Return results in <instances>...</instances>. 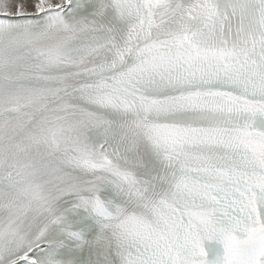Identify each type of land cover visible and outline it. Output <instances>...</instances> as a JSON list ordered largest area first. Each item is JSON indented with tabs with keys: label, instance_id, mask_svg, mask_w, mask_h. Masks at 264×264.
<instances>
[{
	"label": "snow or ice",
	"instance_id": "6c2138e0",
	"mask_svg": "<svg viewBox=\"0 0 264 264\" xmlns=\"http://www.w3.org/2000/svg\"><path fill=\"white\" fill-rule=\"evenodd\" d=\"M0 264H264V0H0Z\"/></svg>",
	"mask_w": 264,
	"mask_h": 264
}]
</instances>
